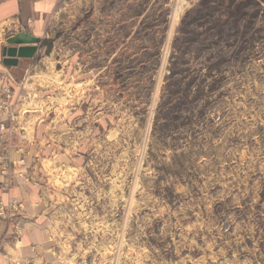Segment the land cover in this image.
Segmentation results:
<instances>
[{
	"label": "rangeland",
	"instance_id": "rangeland-1",
	"mask_svg": "<svg viewBox=\"0 0 264 264\" xmlns=\"http://www.w3.org/2000/svg\"><path fill=\"white\" fill-rule=\"evenodd\" d=\"M105 10L110 22L89 29L109 32L106 48L49 79L47 101L0 84L5 187L28 112L47 106L50 122L67 99L81 110L53 129L38 170L29 220L46 249L4 264H264V0H107ZM25 210L0 196L15 243Z\"/></svg>",
	"mask_w": 264,
	"mask_h": 264
},
{
	"label": "crops",
	"instance_id": "crops-1",
	"mask_svg": "<svg viewBox=\"0 0 264 264\" xmlns=\"http://www.w3.org/2000/svg\"><path fill=\"white\" fill-rule=\"evenodd\" d=\"M106 1L0 0V84L10 87L16 94L25 93L22 86H26L38 94L41 102L47 101L44 96L41 97L39 94L46 92L43 87L51 85L49 79L54 80L59 76L60 83H62L63 80L65 81V70L75 71L81 66L86 68L88 61L83 62L81 56L86 55L88 60L91 54L102 53L106 48L104 39L109 32L104 30L96 32V28L89 29V25L96 21H102L104 24L106 20L110 22L111 16L105 13ZM87 8L89 11L92 9L91 14L86 15L89 12ZM100 11L104 13L100 14ZM23 31L40 37L41 41L36 44L35 55L31 58H19L16 65L4 64L2 49L9 46L7 38ZM96 39H100V41L97 43ZM83 63L85 64L83 65ZM87 80L82 85H87L90 78L88 77ZM66 102H68L66 107L62 105L60 108L53 109L56 112L50 122L46 120L47 115L43 116L47 106L41 107L43 110L37 109L28 112L31 126L26 128L24 132L26 139L22 140L25 152L23 154L12 153V159L16 166L14 171L16 172L10 179L11 184L8 187L5 185L9 179L0 171V196L5 199L12 195L25 203L24 214L29 216L23 223V233L19 243H15L7 223L0 221V264H4L2 256L7 259L11 257L31 259L36 252L46 249L47 238L44 228L38 220L30 221L29 219L30 216L39 214L36 202L40 186L36 182L40 176L38 170L40 173L42 171L41 163L46 160L43 157L49 150L56 149L55 143L50 142L48 137L51 135V138L58 142L59 136L53 129L63 125L64 118L67 116L71 117V121L68 123L74 125V119L79 117L78 114L81 111H78L80 109L79 102L73 106L71 102L74 101L67 99ZM77 111L78 113H76ZM58 114L60 115L57 116ZM67 120H69L68 117ZM21 159H23V166L18 162ZM33 168H35V172H32ZM19 171L29 174L30 182L20 180L17 177ZM2 186L5 188L2 189Z\"/></svg>",
	"mask_w": 264,
	"mask_h": 264
},
{
	"label": "water",
	"instance_id": "water-1",
	"mask_svg": "<svg viewBox=\"0 0 264 264\" xmlns=\"http://www.w3.org/2000/svg\"><path fill=\"white\" fill-rule=\"evenodd\" d=\"M7 44L2 49L3 63L6 65H16L19 58H31L37 50V43L40 37L32 36L30 32L23 31L15 33L7 38Z\"/></svg>",
	"mask_w": 264,
	"mask_h": 264
},
{
	"label": "built area",
	"instance_id": "built-area-1",
	"mask_svg": "<svg viewBox=\"0 0 264 264\" xmlns=\"http://www.w3.org/2000/svg\"><path fill=\"white\" fill-rule=\"evenodd\" d=\"M2 215H4V212H0V217H1ZM2 218H3V217H2Z\"/></svg>",
	"mask_w": 264,
	"mask_h": 264
}]
</instances>
